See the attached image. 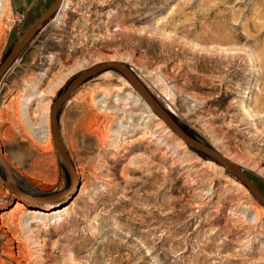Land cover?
I'll list each match as a JSON object with an SVG mask.
<instances>
[{
    "label": "rangeland",
    "instance_id": "rangeland-1",
    "mask_svg": "<svg viewBox=\"0 0 264 264\" xmlns=\"http://www.w3.org/2000/svg\"><path fill=\"white\" fill-rule=\"evenodd\" d=\"M52 2L0 0V63ZM111 60L264 192V0H63L0 80V152L22 191L68 188L52 105ZM144 103L112 68L76 88L59 125L79 185L57 203L14 193L0 164V264H264V203Z\"/></svg>",
    "mask_w": 264,
    "mask_h": 264
},
{
    "label": "water",
    "instance_id": "water-1",
    "mask_svg": "<svg viewBox=\"0 0 264 264\" xmlns=\"http://www.w3.org/2000/svg\"><path fill=\"white\" fill-rule=\"evenodd\" d=\"M60 3L61 0H53L50 6L26 27L24 32L20 35L21 37L19 40L12 45L8 55L0 63V77L11 68L10 65L12 64L13 60L33 38V34L37 27L56 12V10L60 7ZM110 67L120 71L127 79L132 82L138 93L150 105V108H153V110L164 120L165 123H168V125L179 135L180 138H183L194 148L199 149L202 153L207 154L211 158H214L219 163H221L224 167L230 169L242 182L246 183L252 194L264 203L263 191L259 189L258 186L250 179L245 171V167H242L238 162L224 155L217 148L210 145V143L200 138H195L189 134L185 128L181 126V124L178 123V121L174 118L170 110L168 108H164L154 93H152L147 85L138 77V75L130 69L128 64L114 60L95 63L92 66H89L87 69L82 70L79 74L75 75L69 85L61 93H59L51 108V127L53 130L54 142H56L59 157H61V161L64 163L71 179L68 188L62 189V191L59 192L47 194V196H35L32 194L28 195L25 191L19 189L18 182L12 174L8 162L2 157L0 152V161L3 164L7 174V178L4 181L11 189H13L15 192L17 191V193H19L27 201L33 200L36 202L56 201L63 195L70 193L72 190H77V185L79 183L78 176L75 172L73 162L68 156L64 147V143L62 142L61 127L59 126V108L70 97L75 88L82 81H84V79L104 70L105 68Z\"/></svg>",
    "mask_w": 264,
    "mask_h": 264
},
{
    "label": "bare ground",
    "instance_id": "bare-ground-1",
    "mask_svg": "<svg viewBox=\"0 0 264 264\" xmlns=\"http://www.w3.org/2000/svg\"><path fill=\"white\" fill-rule=\"evenodd\" d=\"M7 2H8V0H6ZM62 1L63 0H61V3H62ZM60 3V4H61ZM56 13V12H55ZM54 14V13H53ZM52 14V15H53ZM51 15V16H52ZM50 16V17H51ZM48 19V18H47ZM45 22V21H44ZM44 22H42L41 24H43ZM41 24L37 27V29L41 26ZM37 29L35 30V32H34V34L37 32ZM33 34V35H34ZM19 55V54H18ZM17 55V56H18ZM17 59V57L13 60V62L15 61ZM13 62H12V64H13ZM12 64L10 65V67L12 66ZM110 68H112V67H110ZM105 69H108V68H105ZM112 69H115V68H112ZM115 70H117V69H115ZM8 71V70H7ZM6 71V72H7ZM102 71H104V70H102ZM118 71V70H117ZM6 72L0 77V80H1V78L6 74ZM101 72V71H100ZM118 72H120V71H118ZM99 73V72H98ZM121 73V72H120ZM96 74V73H95ZM122 74V73H121ZM94 75V74H93ZM123 75V74H122ZM92 76V75H91ZM124 76V75H123ZM90 77V76H89ZM89 77L88 78H86V79H84V81H82L76 88H78L83 82H85L87 79H89ZM129 80V79H128ZM130 81V80H129ZM130 83L132 84V82L130 81ZM132 86L134 87V85L132 84ZM76 88H75V90H76ZM134 89H136L135 87H134ZM74 90V91H75ZM150 90V89H149ZM136 92H137V94L145 101V99L138 93V91H137V89H136ZM152 92V91H151ZM74 93V92H73ZM72 93V94H73ZM71 94V95H72ZM71 95H70V97H71ZM65 103V102H64ZM63 103V104H64ZM143 103V102H142ZM146 103V104H145ZM145 106L148 108V106H147V102L145 101ZM62 104V105H63ZM61 105V106H62ZM149 105V104H148ZM163 105V104H162ZM53 106V105H52ZM61 106H60V108H61ZM164 106V105H163ZM149 107H150V105H149ZM60 108H59V110H60ZM165 108V107H164ZM151 109H153V108H151ZM154 111V110H153ZM155 112V111H154ZM51 113H52V111H51ZM156 113V112H155ZM157 114V113H156ZM59 115H60V111H59ZM158 115V114H157ZM159 116V115H158ZM160 117V116H159ZM161 118V117H160ZM175 118V117H174ZM162 119V118H161ZM163 120V119H162ZM177 120V119H176ZM164 121V120H163ZM179 123V122H178ZM168 124V123H167ZM60 126V125H59ZM171 128V127H170ZM172 129V128H171ZM173 130V129H172ZM174 131V130H173ZM175 132V131H174ZM52 133H53V130H52ZM176 133V132H175ZM177 134V133H176ZM62 135V134H61ZM178 135V134H177ZM179 136V135H178ZM54 137V136H53ZM185 141V140H184ZM62 142H63V137H62ZM186 142V141H185ZM64 143V142H63ZM187 143V142H186ZM55 144H56V142H55ZM188 144V143H187ZM57 147V146H56ZM64 147H65V150H66V146H65V144H64ZM193 147V146H192ZM194 148V147H193ZM194 149H196V148H194ZM199 150V149H198ZM67 151V150H66ZM200 151V150H199ZM57 152H58V149H57ZM67 154H68V152H67ZM205 154V153H204ZM2 155V154H1ZM68 156H69V154H68ZM206 156H208L207 154H206ZM3 157V156H2ZM70 157V156H69ZM210 157V156H209ZM211 158V157H210ZM212 159H214V158H212ZM60 160H61V157H60ZM217 161V160H216ZM62 162V161H61ZM0 164L2 165V167L4 168V166H3V164L1 163V161H0ZM221 164V163H220ZM63 165H64V163H63ZM10 166V165H9ZM64 167H65V165H64ZM11 168V167H10ZM75 168V167H74ZM5 169V168H4ZM226 169L228 170V171H230L231 172V174L232 175H234L236 178H238L230 169H228L227 167H226ZM11 171H12V168H11ZM75 172H76V168H75ZM77 173V172H76ZM12 174H13V171H12ZM69 174V173H68ZM78 176V175H77ZM239 179V178H238ZM250 179H251V177H250ZM71 180V179H70ZM78 180H79V178H78ZM240 180V179H239ZM252 180V179H251ZM241 181V180H240ZM253 181V180H252ZM242 182V181H241ZM254 182V181H253ZM243 184L245 183V182H242ZM246 184V183H245ZM78 185H79V183H78ZM77 185V186H78ZM19 186V185H18ZM247 186V185H246ZM248 187V186H247ZM249 188V187H248ZM19 189H20V187H19ZM14 193H17V191L15 192L13 189H11ZM250 190V189H249ZM73 191V190H72ZM71 191V192H72ZM251 191V190H250ZM70 192V193H71ZM70 193H67V194H65V195H63L61 198H59V199H57L56 201H47V202H37V203H49V204H51V203H57V202H59V201H61L62 199H64V197H66L68 194H70ZM252 193V192H251ZM20 197H22L19 193H17ZM23 198V197H22ZM257 198V197H256ZM24 199V198H23ZM258 199V198H257ZM26 200V199H25ZM29 202H33V203H36V201H29ZM263 202V201H262ZM56 206H59V205H55V208H56ZM50 208V207H49Z\"/></svg>",
    "mask_w": 264,
    "mask_h": 264
},
{
    "label": "trees",
    "instance_id": "trees-1",
    "mask_svg": "<svg viewBox=\"0 0 264 264\" xmlns=\"http://www.w3.org/2000/svg\"><path fill=\"white\" fill-rule=\"evenodd\" d=\"M21 31H23V29H21ZM11 47V46H10ZM9 47V48H10ZM9 53V52H8ZM196 150V149H195ZM197 152H200V153H202L201 151H199L198 149L196 150ZM202 154H204V153H202ZM206 155V154H205ZM246 170V172L248 173V175L253 179V181H255L256 182V184L258 185V183H257V181L255 180V178L256 179H261V177L260 176H257V175H253V174H251L250 173V171L249 170H247V169H245ZM264 193V192H263Z\"/></svg>",
    "mask_w": 264,
    "mask_h": 264
}]
</instances>
